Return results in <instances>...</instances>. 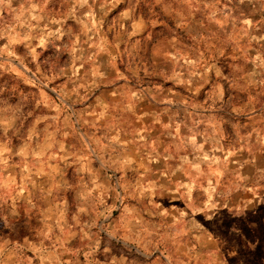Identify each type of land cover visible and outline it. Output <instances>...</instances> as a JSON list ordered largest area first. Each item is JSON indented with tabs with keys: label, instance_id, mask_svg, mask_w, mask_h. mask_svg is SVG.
<instances>
[{
	"label": "rangeland",
	"instance_id": "1",
	"mask_svg": "<svg viewBox=\"0 0 264 264\" xmlns=\"http://www.w3.org/2000/svg\"><path fill=\"white\" fill-rule=\"evenodd\" d=\"M0 264H264V0H0Z\"/></svg>",
	"mask_w": 264,
	"mask_h": 264
}]
</instances>
